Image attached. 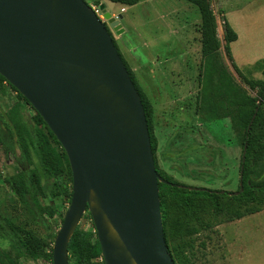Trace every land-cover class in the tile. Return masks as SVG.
<instances>
[{
	"label": "water",
	"instance_id": "95a60500",
	"mask_svg": "<svg viewBox=\"0 0 264 264\" xmlns=\"http://www.w3.org/2000/svg\"><path fill=\"white\" fill-rule=\"evenodd\" d=\"M99 9L121 33V14ZM0 75L68 159L71 198L52 264H69L68 242L86 209L104 264H174L141 99L93 8L85 0H0ZM241 173L239 191L230 194L242 190Z\"/></svg>",
	"mask_w": 264,
	"mask_h": 264
},
{
	"label": "rangeland",
	"instance_id": "374dc122",
	"mask_svg": "<svg viewBox=\"0 0 264 264\" xmlns=\"http://www.w3.org/2000/svg\"><path fill=\"white\" fill-rule=\"evenodd\" d=\"M97 1L99 4H95ZM98 10L128 66L137 64L134 80L153 105L156 146L153 152L159 169L175 181L212 190L234 192L239 184V162L243 129L229 118L213 120L201 108L198 97L200 53V15L185 0H141L124 6L109 0H85ZM216 15L217 36L221 41L218 57L240 86L255 96L244 78L261 79L262 70L255 67L264 59V0H210ZM103 4L111 16L121 14L122 32L116 33L103 17ZM223 19L237 33L229 44L234 63L224 51ZM6 92L0 94V111L18 104L29 123L34 110L17 97L3 82ZM264 109V102L262 104ZM20 165L15 157L5 154L0 145V215L15 226L32 228L52 248L55 235L68 205L59 196L51 200L36 198L35 204H53L56 213L38 215L35 204L14 194L5 178ZM65 191L71 181L66 174L58 176ZM208 207L204 213L207 215ZM213 218V215H207ZM77 227L94 231L87 211ZM189 264H264V209L241 218L218 217L209 226L189 236ZM4 247L7 243L0 241ZM102 264V257L94 259ZM19 264H51L39 258H20ZM71 264V263H70Z\"/></svg>",
	"mask_w": 264,
	"mask_h": 264
},
{
	"label": "trees",
	"instance_id": "16d2710c",
	"mask_svg": "<svg viewBox=\"0 0 264 264\" xmlns=\"http://www.w3.org/2000/svg\"><path fill=\"white\" fill-rule=\"evenodd\" d=\"M109 1L131 6L141 0ZM185 1L195 6L200 15L201 64L198 97L201 108L208 118L213 120L229 118L243 129L239 162V176L242 171V190L238 194H230L231 192L223 190L196 186L188 189L183 187L186 185L175 181L165 171L159 169L153 156L155 168L162 179L158 182V196L163 235L174 264H189L186 255L187 250L192 247L189 236L209 226L212 220H217L218 217L241 218L246 214L264 209V109L262 107L264 59L257 61L255 65L262 70L263 78H244L248 88L256 90V95L252 96L234 81L218 57L221 41L217 36L216 15L210 0ZM95 4L99 3L95 1ZM222 27L224 30L223 48L234 63L229 44L237 39V33L226 19H223ZM112 40L139 93L153 153L156 137L152 121V102L134 80L133 73L120 54L114 37ZM234 67L239 71L235 63ZM3 82L16 92L19 99L34 110L1 75L0 94L7 91ZM20 110L19 105L14 104L5 113L0 111V145L3 146L4 153L6 155L11 153L20 165L13 175L5 178L8 187L14 194L22 195L31 204H35L36 198L51 200L59 196L68 205L71 198V187L67 192L58 181L59 175L66 174L72 182L64 150L35 110L31 123L23 118L24 115ZM235 191H239V184ZM205 206L208 207L207 215H213L212 219L204 213ZM36 209L39 216H42L43 212L49 216L56 213L53 204L45 207L36 205ZM0 241L8 245L4 247L0 242V264H19L20 258L30 260L42 258L52 264V248H47L46 242L36 231L32 228L15 226L1 215ZM67 251L69 264H97L94 259L101 256V250L95 229L90 231L76 227L68 242ZM102 264H104L103 261Z\"/></svg>",
	"mask_w": 264,
	"mask_h": 264
},
{
	"label": "crops",
	"instance_id": "0c3cea01",
	"mask_svg": "<svg viewBox=\"0 0 264 264\" xmlns=\"http://www.w3.org/2000/svg\"><path fill=\"white\" fill-rule=\"evenodd\" d=\"M114 39H116V37H115ZM129 67H130V66H129ZM137 68H138L137 64H132L131 67H130V69H131V71H132L133 73L137 70Z\"/></svg>",
	"mask_w": 264,
	"mask_h": 264
},
{
	"label": "built area",
	"instance_id": "2783aa9c",
	"mask_svg": "<svg viewBox=\"0 0 264 264\" xmlns=\"http://www.w3.org/2000/svg\"><path fill=\"white\" fill-rule=\"evenodd\" d=\"M92 8L96 12V14H98V10L96 8H94V7H92Z\"/></svg>",
	"mask_w": 264,
	"mask_h": 264
},
{
	"label": "flooded vegetation",
	"instance_id": "af4514ba",
	"mask_svg": "<svg viewBox=\"0 0 264 264\" xmlns=\"http://www.w3.org/2000/svg\"><path fill=\"white\" fill-rule=\"evenodd\" d=\"M104 24V23H103ZM105 25V24H104ZM105 27H106V25H105ZM107 28V27H106ZM107 30H108V28H107ZM109 31V30H108Z\"/></svg>",
	"mask_w": 264,
	"mask_h": 264
}]
</instances>
